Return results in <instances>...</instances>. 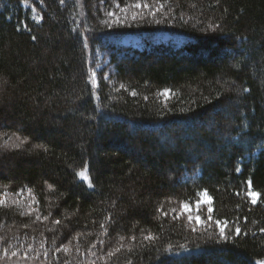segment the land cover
<instances>
[{"label": "trees", "instance_id": "1", "mask_svg": "<svg viewBox=\"0 0 264 264\" xmlns=\"http://www.w3.org/2000/svg\"><path fill=\"white\" fill-rule=\"evenodd\" d=\"M205 191L213 221L197 226L181 206ZM5 192L7 256L24 244L51 264L264 261V0H0Z\"/></svg>", "mask_w": 264, "mask_h": 264}, {"label": "snow or ice", "instance_id": "2", "mask_svg": "<svg viewBox=\"0 0 264 264\" xmlns=\"http://www.w3.org/2000/svg\"><path fill=\"white\" fill-rule=\"evenodd\" d=\"M61 2H63V0H61ZM117 7H120V5L118 4ZM131 7H134L136 9H140V8H149V4L148 3H135L134 5H132ZM163 5H159V7L155 10V11H152L151 14L153 16H155L156 14V11H159L160 8H162ZM124 11H127V9H125ZM109 15H112L114 16L115 14L114 13H109ZM132 19L135 20L136 19V14H133L132 16ZM159 22V21H157ZM117 23H119V21L117 20ZM33 40L36 39L35 36L32 37ZM133 96L136 95L135 92L132 93ZM160 95L164 96V97H167L170 95V92L169 90H164L163 92L160 93ZM17 139H19V137H17ZM239 170V169H238ZM79 177L82 179V180H88L89 177L85 174L84 171H81L78 173ZM247 185H248V189L249 191L246 193V195L248 197H250L251 199V203L252 204H256L258 199L260 198V193L259 192H254V191H251V188H252V182L251 180L247 181ZM51 187V186H49ZM88 187L89 188H92L93 185L91 182H89L88 184ZM29 193H31V190L29 189ZM4 196H7L8 193L5 192L3 194ZM237 195H239V193H237ZM201 197L203 198L202 200H197L196 204L193 206L191 204H188V203H184L182 204V210H181V213L180 215H187V218L189 220V222H195V224H198V225H203L206 223V221L201 217L200 215V210H201V206H202V203L203 204H206L207 205V212H208V216H207V221H213V216H212V213L214 211V209L212 208V200H211V197L208 196V193L205 191L203 193H201ZM5 203V201L3 200H0V205H3ZM173 212H175V209L172 210ZM193 213H195V215H193ZM40 217L37 216V219H39ZM176 218V217H174ZM45 219H47V217H45ZM55 223L57 225H59L61 223V221L59 219L55 220ZM216 227L219 229V237L224 240V241H227L228 240V235L226 233V229L228 228L229 226V221L228 220H220V219H217L214 221ZM193 231H195L196 229L193 228L192 229ZM262 232H264V228L261 229ZM234 234L235 236H240L241 235V228L240 227H235L234 228ZM133 240L136 239L135 236L132 237ZM145 240H148V241H152L154 238L151 236V235H148V236H145L144 237ZM67 250V249H65ZM116 251H119V248L116 249ZM5 256L8 255L7 252L4 253ZM113 253H109V255H112ZM12 255L15 256L16 253L15 252H12ZM260 264H264V262H260Z\"/></svg>", "mask_w": 264, "mask_h": 264}, {"label": "rangeland", "instance_id": "3", "mask_svg": "<svg viewBox=\"0 0 264 264\" xmlns=\"http://www.w3.org/2000/svg\"><path fill=\"white\" fill-rule=\"evenodd\" d=\"M136 9V8H135ZM125 9H122L121 11L124 12ZM138 11L142 10L141 8L140 9H137ZM126 12V11H125ZM155 40L158 41V42H162V43H168L170 42L171 40H174L175 43H177L178 45H181L184 43V39L183 38H180V37H177V38H172L170 35L168 34H159L155 37ZM122 42L126 45H130V46H133L135 48H138V49H142L144 47L143 45V42H142V39L139 38V37H135V36H132V35H127L126 37H124L122 39ZM11 199V198H10ZM7 196H1L0 197V200H3L5 201L4 204L6 203H9L11 200H10ZM15 202H17L18 204H22V205H27V207H30V204L28 203L27 199V195L26 196H23L21 194L18 195V198L15 197L13 198ZM203 198L201 197L200 200H202ZM19 200V201H18ZM212 200V199H211ZM259 200V199H258ZM13 203V200L11 201ZM258 202V201H257ZM196 204V203H195ZM194 204V205H195ZM193 205V206H194ZM193 215H195V213H193ZM200 215L203 219H205L207 216H208V212H207V205L206 204H203L202 203V206H201V210H200ZM186 216V219L188 220L187 218V215L185 214ZM189 222V220H188ZM193 223H195L193 221ZM197 226H203V225H198L196 224ZM20 241V240H18ZM22 242V241H21ZM23 243V242H22ZM20 244V243H19ZM21 247V249L19 251L16 252V255L13 256V255H10V256H5L4 254H1L2 256L0 257V264H51L50 261H47L46 259H48L47 257L48 256H43V257H34L33 255H30L29 256L22 252L24 249H26L27 247L22 244V245H19ZM25 247V248H24ZM260 262H264V261H258L256 262V264H260ZM68 264V263H67Z\"/></svg>", "mask_w": 264, "mask_h": 264}]
</instances>
